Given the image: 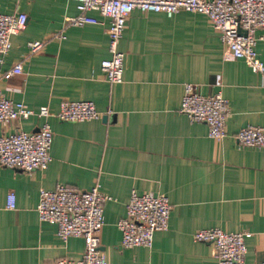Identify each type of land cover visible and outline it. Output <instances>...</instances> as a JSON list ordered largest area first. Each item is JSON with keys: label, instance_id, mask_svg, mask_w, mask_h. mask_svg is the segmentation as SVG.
<instances>
[{"label": "crops", "instance_id": "0c3cea01", "mask_svg": "<svg viewBox=\"0 0 264 264\" xmlns=\"http://www.w3.org/2000/svg\"><path fill=\"white\" fill-rule=\"evenodd\" d=\"M18 12L28 21L0 64V92L52 115L0 124V136L36 132L48 122L52 160L44 171L0 165V264L82 258L84 238L64 242L56 225L39 220L41 189L60 184L81 191L99 185L112 197L101 230L109 264H218L213 245L194 239L211 227L250 233L245 264L264 263V150L236 139L241 128L264 125V74L228 52L206 15L136 9L119 43L123 82L113 84L101 70L111 56L108 18L93 12L98 24L66 26L79 13L73 0H0V13ZM256 35L264 63V30ZM31 41H41V49L31 51ZM18 63L22 73H11ZM188 83L228 100L226 137H209L205 123L179 111ZM63 100L93 101L101 116L61 121L55 114ZM133 190L163 194L171 205L168 229L154 234L151 248L121 246L118 223ZM10 193L14 209L7 207Z\"/></svg>", "mask_w": 264, "mask_h": 264}, {"label": "built area", "instance_id": "2783aa9c", "mask_svg": "<svg viewBox=\"0 0 264 264\" xmlns=\"http://www.w3.org/2000/svg\"><path fill=\"white\" fill-rule=\"evenodd\" d=\"M78 15L69 17L66 26L98 24L91 13L96 12L110 20V58L101 62V70L113 84L123 82L124 53L119 49L126 23L131 13L162 12L172 16L180 11L202 13L208 17L219 33L222 43L234 58L244 59L256 73L264 74V63L258 56L257 30H264V0H73ZM28 21L24 12L0 13V64L9 53L13 35L22 31ZM59 37H64L61 33ZM41 41L28 43L31 51L41 49ZM11 73H22V65L16 64ZM192 122L205 123L208 136L222 139L227 136V120L230 116L228 100L217 93L206 96L196 85H185L180 110ZM51 116L48 107L35 111L23 102L15 103L0 92V124L9 125L14 120L31 116ZM55 116L66 122H84L100 118L93 101L63 100ZM53 131L44 122L36 132L19 130L0 136V165L22 171H44L52 160ZM240 146L264 150V125H248L236 133ZM112 197L100 190L99 185L81 191L64 184L54 190L41 189L37 206L41 222L56 225L58 236L66 242L70 237L85 239L82 258H61L51 264H109L101 250V230L104 226V209ZM7 207L15 208V195L10 193ZM171 205L167 196L148 192L139 194L133 190L126 206V215L120 219L121 246L151 248L154 234L168 229ZM248 232H225L218 227L204 228L194 234L198 242L213 245L218 264H245ZM264 264V263H261Z\"/></svg>", "mask_w": 264, "mask_h": 264}]
</instances>
